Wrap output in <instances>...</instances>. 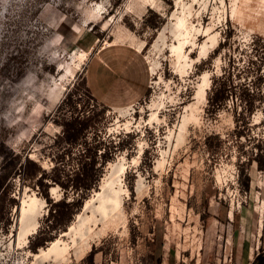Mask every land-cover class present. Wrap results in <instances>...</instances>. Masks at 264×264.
Here are the masks:
<instances>
[{
  "label": "rangeland",
  "instance_id": "obj_1",
  "mask_svg": "<svg viewBox=\"0 0 264 264\" xmlns=\"http://www.w3.org/2000/svg\"><path fill=\"white\" fill-rule=\"evenodd\" d=\"M127 104L134 109H113ZM75 116L89 125L58 143ZM0 131V172L10 154L72 172L87 145L99 168L79 194L44 179L52 201L79 200L35 251L53 221L50 202L35 179L12 177L0 205V264H250L264 247V0H0ZM32 193L45 201L38 214L22 211ZM92 213L90 233L68 231ZM82 235L89 247L80 255ZM56 238L69 245L64 258L33 257Z\"/></svg>",
  "mask_w": 264,
  "mask_h": 264
},
{
  "label": "trees",
  "instance_id": "obj_2",
  "mask_svg": "<svg viewBox=\"0 0 264 264\" xmlns=\"http://www.w3.org/2000/svg\"><path fill=\"white\" fill-rule=\"evenodd\" d=\"M152 27H157V24L152 20ZM84 77L81 79L83 84ZM88 117L80 118L78 116L73 117L70 120L63 121V130L61 134H58L56 141L59 143L63 140L67 142H73L83 133L84 129L89 125ZM1 132V131H0ZM86 145V143H85ZM91 147L87 145L84 151L81 152L80 156V165L73 170L72 172L64 171V174H61V171L58 167H54L52 173L46 172L41 168L40 164L28 156L25 157L24 161L21 162L20 156L18 154H10L6 156L0 172V205L3 204L4 199L9 194V187L11 184V179L16 174L24 182L25 180L35 179V183L42 187V195L50 202L49 207V217H53V221L46 222L41 226L39 235L35 241H32V249L35 251L36 247L44 244V240L51 238H46L44 236L46 230L50 228H55L63 220L68 219L70 214L73 212V206L77 205L79 198L76 200L73 199L72 202L66 201L65 198L52 201L48 196L47 187L48 184L44 179L49 178L54 183H58L65 190L70 188L75 192H83L89 189L92 184L97 179V170L99 169L96 166V159L94 153L91 154ZM3 152V143L0 142V154ZM259 164H262V157L257 158ZM19 166H17V164ZM12 200H15L13 197H10ZM209 215L208 212L201 215L202 218ZM160 262H153V264H159ZM236 264V263H233ZM250 264H264V247H260L258 252L255 253Z\"/></svg>",
  "mask_w": 264,
  "mask_h": 264
},
{
  "label": "bare ground",
  "instance_id": "obj_3",
  "mask_svg": "<svg viewBox=\"0 0 264 264\" xmlns=\"http://www.w3.org/2000/svg\"><path fill=\"white\" fill-rule=\"evenodd\" d=\"M147 2H149V3H152L153 2V0H147ZM218 18V17H217ZM219 19V18H218ZM176 24H177V26L179 27V28H184V22L183 21H181V20H178L177 22H176ZM197 30V29H196ZM178 34V33H177ZM176 34V35H177ZM182 36H185V34H183V33H180ZM179 34V35H180ZM217 34L218 33H213L210 37H209V39L211 40V46H214L215 44H216V42H217ZM192 39V38H191ZM208 39V38H207ZM114 43H116V42H124L123 41V39H122V37H118V38H116L114 41H113ZM187 41L186 40H184L182 43H181V49L179 50V52H178V54H177V62H180V60H182L184 57H185V55L183 54V52H182V49H183V45H185V43H186ZM131 45V47H133L135 50H137V51H141L142 50V47H143V42L142 41H135V43H130ZM204 45H205V43H204ZM186 46V45H185ZM207 47V45L206 46H204V47H201V49H200V52H199V57H203V56H205L206 55V53L208 52L207 50H208V47ZM210 48V47H209ZM147 60H148V64H149V66H148V70H149V72L150 73H154L155 71H156V68H157V63L155 62V60H153V59H151L149 56H147ZM187 63V62H186ZM185 65H187V64H185ZM188 65H190V64H188ZM78 66H79V64H77L75 67L76 68H78ZM185 66L183 65V68H184ZM185 73V70L184 69H182L181 71H180V75H182V74H184ZM129 105V104H128ZM129 109H134L132 106H128V107H124V108H115V110H117V111H120V113L121 114H123L124 113V111L125 112H128L129 111ZM153 118H155V116H153V113L151 114V116H150V121L153 119ZM150 121H147V123H149ZM128 122L129 121H126L124 124H122V126H127V124H128ZM121 124H117V126L119 127ZM117 127V128H118ZM138 160H137V158H134L133 159V162H137ZM113 165V163H110L109 162V166H112ZM124 170V169H123ZM105 178L102 180V182H101V189L104 187L103 186V184H104V182H105ZM112 184L114 185V184H117V181H114V182H112ZM114 187V186H113ZM57 187H51L50 188V191H51V193L52 194H55L57 191ZM116 192H124V190H123V188H118L117 190H116ZM100 194V192L99 191H95L94 193H93V195L88 199V200H86L85 201V203H84V206H83V210H86L87 208H88V206L92 203V201H93V199L95 198V197H97L98 195ZM119 194V193H118ZM118 194H117V196H118ZM117 196H116V198H117ZM109 198V197H108ZM119 199V198H118ZM117 199V200H118ZM103 200V199H102ZM105 200V199H104ZM111 200V199H110ZM114 200V199H113ZM106 201V200H105ZM101 202H104V201H101ZM119 202V201H118ZM106 203V202H105ZM112 204H113V202H111ZM45 204V201L43 200V199H41V198H39L35 193H32V194H29V195H27L26 196V198H24V200L22 201V211L24 212V211H27V210H35V209H38L37 210V214L39 213V211H41L40 209L41 208H43V205ZM103 204V203H102ZM120 204V203H119ZM114 205L115 206H117L116 205V203H114ZM100 208H103L102 207V205H99V206H97V209L98 210H100ZM115 209V208H114ZM113 209V210H114ZM107 211V210H106ZM102 212V211H101ZM41 213V212H40ZM100 213V212H99ZM79 218H80V214H78L77 215V219L79 220ZM97 218H96V216H95V214L94 213H92V216H86L85 218H83V219H81L80 220V222L79 223H77V226H75V223L74 224H72L71 226H69V232H71V231H75V232H77V231H80V230H82V229H84V228H86V230H88V232L90 233V231H92V229H93V227L97 224ZM112 225V224H111ZM110 225V226H111ZM114 225V224H113ZM111 226V227H114V226ZM117 225V224H116ZM38 227V221H37V218H36V216L33 218V219H31L29 222H27L26 224H24V225H22L21 226V228H20V231H19V234H18V245L19 246H22V245H24L25 243H27V241H28V237H29V235L31 234V233H33L35 230H36V228ZM109 227V226H108ZM64 234H66L65 232H64ZM81 240H82V245H81V247H80V251H81V253H80V255H82L84 252H85V250H87V248L89 247V244H88V240H87V237L85 236V235H82L81 236ZM73 245H75V241L73 240ZM68 248H69V245L67 244V243H65L64 241H63V239H61V238H56V239H54L53 241H51L50 242V244H49V246H48V248H39V251L37 252V253H33V257L34 258H37V257H43V259H46V258H48V257H51V256H53V259L55 260V261H58V260H60V259H62V258H64V256H65V254H66V252L68 251ZM79 255V256H80Z\"/></svg>",
  "mask_w": 264,
  "mask_h": 264
},
{
  "label": "crops",
  "instance_id": "obj_4",
  "mask_svg": "<svg viewBox=\"0 0 264 264\" xmlns=\"http://www.w3.org/2000/svg\"><path fill=\"white\" fill-rule=\"evenodd\" d=\"M130 105H133V104H129V105L127 104V105H124V106H114L113 109H115V108H117V107H118V108H119V107L123 108V107H127V106H130Z\"/></svg>",
  "mask_w": 264,
  "mask_h": 264
}]
</instances>
